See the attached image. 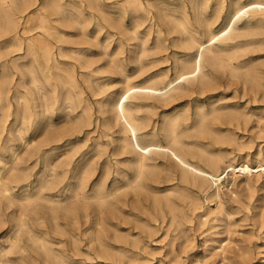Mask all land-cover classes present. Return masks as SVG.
Here are the masks:
<instances>
[{
	"label": "bare ground",
	"instance_id": "bare-ground-1",
	"mask_svg": "<svg viewBox=\"0 0 264 264\" xmlns=\"http://www.w3.org/2000/svg\"><path fill=\"white\" fill-rule=\"evenodd\" d=\"M180 1L183 9L186 3L189 2L192 11L185 12L182 17L175 18L174 22H177L179 28L173 24L178 29H175L177 31L175 35L177 36L172 37V43L168 44L164 40V36L173 32L174 29H169L165 34L162 28L157 27L154 30L156 32L155 40L149 47H147V36L150 33L147 32L143 38H140V45L144 46V48L138 58L145 65L149 63V61L147 63L144 61L145 56L150 53H160L172 46L182 47V49L194 48V53H185L184 55H188V58L183 59L180 58L181 56H177V51L171 50L177 60L173 75L160 74L157 75L158 77H151L141 82L133 81L129 76H125L124 81H122L124 82V87L118 96L111 100L97 99L98 102H96L99 104L102 114L101 125L103 127L98 129H102L103 135L112 137L113 126L118 125L121 136L119 135L117 150L125 153L129 151L135 155L133 176L127 177L123 184L113 182L110 187L106 185L105 178L101 177L90 188L88 183L92 175L91 167L89 166L91 162L81 166L78 160L73 162L69 155H63L64 157H61L56 162H49V157L46 155L43 165L44 169L36 177L34 191L31 192L28 188L31 185L29 179L31 174L28 172L30 166L24 168L22 164L33 157H37L43 151L45 152L46 149L43 147L49 143L52 133L57 132L56 124L50 120L55 106L66 103L72 110L77 109V125L80 123L91 125L93 122L91 113L93 108H91L89 100L80 93L81 89L79 87L81 85L79 84L76 64L74 62H64L62 59V57L69 55L67 48L60 43L67 32L56 23L78 26L83 22L91 21L95 17L93 12L94 0H0V38H3L1 44H4V46L0 44V217H2L3 206H16V236L11 238L12 243L10 242L13 251L22 252L25 249V245L21 244L20 241L30 239L36 245L37 252L43 254L46 261L52 260L62 264H73L69 260L67 248H63L62 252H57L45 237L36 234L38 231H35L30 226L32 224H30L31 220L33 223L45 225V231H42L44 234H52L53 237L57 236L59 237L58 240L62 238V240H66L63 241L66 244L68 240H77L83 235H87L94 249L104 254L107 253L115 264L139 263L141 251L148 247L146 238L152 237L156 233L157 228L146 222L142 225V229L139 232H134L129 227L128 231L123 233L122 223H127L124 215L131 216L133 213L126 211L120 203H123L125 207L128 206V192H133L132 194L136 195V191L146 188L143 181L144 171L150 165L151 160L160 155L170 158L181 172V184L176 185L179 190L175 191L177 193L175 198L171 194L162 199H154V204L159 209L160 214L164 217L166 216L164 207L167 208L170 214L171 222L169 226H173L171 229L172 234L169 231V227L164 233L165 236H169V252L176 256H178L176 251L178 244L183 245L189 239L187 223L191 222L193 216L198 218V225L210 224L211 227H214L215 221L219 218L218 214L223 210L227 211L228 215H231L235 210L240 211L244 208L249 210L259 207L258 204L252 202L251 194L248 195V199H242L236 194L235 190L229 187L227 188L234 195V199L232 198L234 202L231 203L229 201V206L227 207L226 202L222 199V191L223 187L230 183L231 178H234L232 185L235 188L243 186L251 191L257 186L264 187L263 159H258L257 157V164H252L248 158L241 161L227 159L228 162L225 163L224 155L220 151L209 150L202 144L197 142L190 144L189 141L185 140V136L192 132L199 133L207 139L210 138L212 143L233 139L232 136L229 137V134H222L223 131L220 132L209 124L210 117L218 111L217 107L213 106L207 111L199 108L195 111V118L191 123L187 121L192 114L167 118L162 127L165 142L155 140L153 136L145 137L146 134L144 135L143 133L147 122L141 111L145 105L149 106L145 103L146 99L172 100L186 92H190L194 86L201 88L208 86L216 78L214 72L217 69L227 70L232 75L243 71L255 84L257 82L258 76L250 73V70H248L249 64L236 59L244 50L242 48L243 37L258 27L264 28V0H235L233 7L229 11L227 22L224 21L219 24L218 21L224 8L225 0H216V5H213L214 8L211 12H208L210 0ZM156 3V0H113L110 4L115 8V12L121 16L141 11L147 17L152 14V9L157 6ZM32 5L34 7L30 8ZM105 6L106 3L103 4V7ZM243 20L244 22L242 23ZM139 23L141 22H136V24ZM199 31H201L200 34ZM134 35H138L137 30H134ZM15 50H21L22 52L18 56L11 57L12 65L10 66L7 57ZM69 50L74 53L75 62L80 67L88 69L90 61L89 59L84 61L81 59L83 52L77 48H70ZM23 58H27L28 61L22 62ZM156 59H151L150 62H154ZM93 71H88L92 73L91 76L94 73ZM17 73L20 74L18 80L16 79ZM26 74L29 75V80H26ZM81 74L87 75L88 73L84 72ZM90 80H93V78ZM27 81L30 84V91L27 90L29 92L28 96L18 94L16 96V106H14L15 103L12 104L11 92L20 93L19 86L22 84L26 85ZM63 88L67 89L65 93L61 92ZM262 91L261 94L263 93ZM245 94L247 95V93ZM10 116H12V119L9 120ZM55 122L57 121L55 120ZM40 123L45 125L43 127L44 139L41 137L42 140L35 143L33 138H26L24 133H27L31 128L34 129ZM15 131L20 133L18 143H16V138L14 137ZM230 132H233V130ZM19 148L21 149L19 150ZM193 157H199L203 164L193 160ZM239 172L244 177H240ZM156 176L157 174L153 176V179ZM261 178L263 179L260 181ZM123 185H125V190L120 189ZM14 187L23 189L20 192H16L15 190L13 191ZM212 187L213 189L210 190ZM202 192L206 194L207 198L214 200V203L216 202L214 208H203L202 203L199 201V193ZM262 208H264V203ZM263 214L264 210L260 212L261 216ZM154 216L156 217V215ZM259 227L261 226L259 225ZM223 240H219L217 254H222L220 256H223L224 260H228V264H235L234 256L232 254L230 256L227 255L228 247ZM164 244L167 246L166 242ZM187 245L189 246V244ZM237 247L239 253L243 251L242 246L237 245ZM74 248L75 251H78L77 247ZM178 251L180 252V250ZM147 252L145 250V253ZM23 260L24 258L21 255L15 258L6 257L5 259H0V264H20ZM199 260V258H196L194 262L208 264V259Z\"/></svg>",
	"mask_w": 264,
	"mask_h": 264
},
{
	"label": "rangeland",
	"instance_id": "rangeland-1",
	"mask_svg": "<svg viewBox=\"0 0 264 264\" xmlns=\"http://www.w3.org/2000/svg\"><path fill=\"white\" fill-rule=\"evenodd\" d=\"M112 1L113 0H94L93 12L95 17L92 18L89 22H83L78 26H75L73 24L74 27L73 25L67 26L56 23L59 27H61V29L63 28L64 31L67 32V34L63 36V40L60 41V43L65 48H67V53L69 55H67L68 57H62V59L64 60V62H74L76 64L79 84L81 85L79 87V89H81L80 93L83 97H86L89 100L91 108H93L91 109L93 122L91 125H88L86 123H80L79 125H77V109L72 110L66 103L57 104L55 106L50 120L51 122H54L56 124L55 127H57L56 129H58L57 132L52 133V138L50 139L49 143L43 147L46 149L45 152L43 151L37 157H33L32 159L27 160L28 162L26 161L22 164L24 168L26 166H30L28 172L31 174L29 178L31 185H29L28 188L31 192L34 191V183L36 182V177L44 169L43 165L46 155L49 157V162H56L58 159L66 155H69L70 159L73 160V162L78 160L81 166H83L85 163L87 164L88 162H91L89 166L91 167L92 175L88 183V186L90 188H92V186L97 183L101 179V177L105 178L106 185L110 187L113 182L123 184L127 177L133 176V162L135 161L136 157L132 152L128 151L127 153H125L117 150L118 140L121 136L118 125L113 126L112 137L103 135L102 129H98L103 127L101 125L102 114L99 109V104L96 102H98V100L102 98L111 100L112 98L118 96L120 91L124 87V82L122 81H124L125 76H129L133 81L141 82L151 77H158L157 75L160 74L167 73L173 75L175 73V63L177 61L176 57L172 54L173 50L177 51V56H181L180 58L183 59L188 58V55H184L185 53H194V48L182 49V47L179 48L172 46L160 53H150L145 56L144 61H146V63L147 61H149V63H147L149 65H143V63H141L138 58V56L142 54V50L144 48V46L140 45V38H143L144 35L149 32L150 34L147 36V47H149L155 40L156 32L154 30L157 27L162 28V31L164 33H167L169 29H178L179 26L177 25V22H174L175 18L182 17L185 12L192 11L189 2L186 3L185 8L183 9L180 0H156L157 6L152 9V14L145 17L144 13L141 11H138L135 14L130 13L121 16L119 13L115 12V8L112 6V4H110L112 3ZM215 1L216 0H210L208 12H211V10H213L214 6L216 5ZM234 2L235 0H225V4L223 6L224 8L221 12L222 14L219 18L218 24L224 21L227 22L229 11L233 7ZM104 3H106L105 7H103ZM33 7L34 5H32L30 8ZM161 20L163 23L161 22ZM136 22L141 23L136 24ZM243 22L244 20L242 21V23ZM173 24H175L178 28ZM134 30H137V36L134 35ZM174 30L169 34L165 33V39H163L166 40L168 44L172 43V37L177 36L175 35L177 34V31ZM200 33L201 31H199V34ZM1 40H3V38H0V44L2 43ZM242 43V48L244 50H242V54H240L236 60L242 61L245 64H249L248 70H250V73L253 75L256 74L258 76L256 82V84L258 83V85H256L253 80H251V78L247 76V74L243 71L232 75L227 70L217 69L218 71L216 70L214 72L216 78L212 80L211 84H209L208 86H204L202 88L194 86L193 90H191L190 92H186L187 94L184 93L182 96L172 100L151 98L146 99L145 103L149 106L145 105L143 110L141 111V114L146 118L147 122V126L143 129L144 135L146 134L145 137L153 136L155 140L165 142L162 127L165 124V120L167 118L169 119L178 115L192 114L190 115L191 118L187 121L188 123H191L195 118L194 114L196 110H198L199 108H203L207 111L214 106L218 108V111L216 114L210 117L209 124L212 127L218 129L220 132L223 131L222 134H229V137L232 136L234 140L230 138L220 143H212L210 138L207 139L206 137H203L199 133L195 132L189 133L187 136H185V140L189 141L190 144H195V142L202 144L209 150H215L218 152L220 151V153L224 155L225 163L228 162L229 159L241 161L245 158H248L252 162V164H257V160L260 158L264 160V28H256L250 34L243 37ZM1 45L4 46V44ZM70 48L80 49L85 55H81V59L83 61L89 59L90 66L88 67V69L94 70L92 76V73L88 72L90 70L80 67L78 63L75 62V59L73 57L75 55L74 53L70 52ZM21 52V50L12 51L11 54L7 57V59L9 60L8 64L10 66L12 65L11 57L18 56ZM159 54L161 55V57ZM151 59L156 60L154 62H150ZM21 61L26 62L28 61V59L23 58ZM83 71L87 72L88 74H81L84 73ZM19 75V73L16 74L17 80L19 78ZM92 78L93 80H90ZM26 80H29L28 74H26ZM27 90L30 91V84L28 83V81L26 85L22 84L19 86L20 93L11 92L10 95L13 99L12 104L15 103L14 106H16V96L18 94L28 96L29 92ZM66 90V88H63L61 92L63 91V93H65ZM261 91L263 92L262 94ZM244 92L247 93V95ZM38 101L40 102V100ZM106 114L109 115L108 113ZM228 115L230 116L228 117ZM10 119H12V116H10L9 120ZM55 120L57 122H55ZM43 127H45L44 123H40L36 127H34V129L31 128L27 133H24V136L28 139L33 138L35 143L40 142L42 138L44 139ZM232 130L234 133L230 132ZM19 136L20 133L18 131H15L14 137L16 138V143H18L20 140ZM20 149L21 148H19V150ZM89 156H93L92 159ZM53 157L56 159L54 160ZM192 159L195 161L197 160L196 162L203 164L199 157H193ZM156 162L158 163V165H156ZM144 173L145 174L143 177V181L146 185V188H142L136 191V195L132 194L133 192H128V206L125 207L123 203H120V205L126 211H131L133 213V215L131 216L127 214L124 215V219L127 223H122L123 233L127 232L129 227L132 231L139 232L142 229V225L146 222H149L153 227L157 228L156 233L152 237L146 238L148 247L145 250L146 252H148L145 253V250H142L140 259L138 260L139 263L136 264H201L199 262L196 263V261L194 262L196 258H199V261L208 259V264H228V260L225 259V261L223 259V256H220L222 254H217V250H219V240H223L224 238L225 239L223 240V242H226V245L228 247L227 255L230 256L232 254L234 256L233 258L236 261L235 264H264V214L263 216L260 215V212L264 210V208L261 209L264 203V187L257 186L251 191L250 189H246L243 186L235 188L232 185L234 182V178H231L230 183L227 186L223 187L222 191V199L226 202L227 207L229 206V201L231 203L234 202L232 200L234 195L231 194L230 191H228L229 188L235 190L236 194H238L242 199H248V195L251 194L252 202L254 204H258L259 207L249 210L245 208L240 211L235 210V212L231 215H228L227 211L223 210L218 214L219 218L215 221L216 224L214 227H211L210 224H205L204 226L198 225V218L196 216H193V221L191 220L190 223L188 222L189 224L187 223L189 231L188 241L184 242L183 245L178 244L177 246L176 251L178 252V258V256H176L175 254L169 252V236H165L168 227L170 233L172 234L171 229L173 228V226H169L171 222L170 214L168 213L166 207H164V213L166 214V216L164 217L162 214H160L159 209L154 204V199H162L163 197L169 196L171 194L175 198V196L177 195L175 191L179 190V187L176 185L181 184V172L173 164L170 158L160 155L154 160H151L150 165L146 167ZM156 174L157 176L153 179V176H155ZM238 174L241 175L240 177H244L241 172H239ZM262 179L263 178H261L260 181ZM22 189L23 188L14 187L13 191L15 190L16 192H20L22 191ZM120 189L125 190V185H123ZM212 189L213 187L210 190ZM209 199L210 198H207L205 193H199V201L202 203L203 208L215 207L216 202L214 203V200ZM15 209V205L8 207H6V205L3 206V212L1 215L2 217H0V259H5L6 257L15 258L21 255L24 260L20 264H62L61 262H53L52 260L49 262L46 261L43 254L37 252L38 249L36 245H34L30 239H24L20 241L21 244L25 245V249H23L22 252L19 251L21 253L13 251L11 238H14V236H16L15 217L17 213H15ZM154 215H156V217ZM30 224V226H32L35 231H38V233L36 232V234L45 237L47 241L50 242L49 244L53 248H55L57 252H62L65 248H67L69 260L73 264H115L107 253L104 254L99 250L94 249V246L90 239L87 238V235H83L77 240H68V243L66 244L63 242L66 240H62V238L58 240L59 237L57 236L53 237L52 234H44L42 232L45 231L44 224L33 223L31 222V220ZM259 225L261 227H259ZM192 230L195 233H193ZM248 230L250 231V236ZM232 239L234 243L232 242ZM165 242L167 243V246L166 244H164ZM187 244H189V246ZM237 245L243 247V251H241L240 253L237 251ZM185 246L186 248H184ZM74 247H77L78 251H75ZM178 250H180V252ZM31 254L34 256H32ZM180 254L182 258L180 257ZM202 256L204 257L203 259ZM159 260H162L161 263Z\"/></svg>",
	"mask_w": 264,
	"mask_h": 264
}]
</instances>
